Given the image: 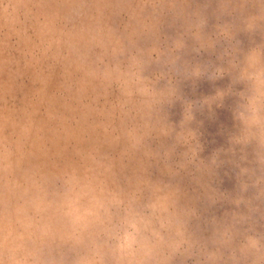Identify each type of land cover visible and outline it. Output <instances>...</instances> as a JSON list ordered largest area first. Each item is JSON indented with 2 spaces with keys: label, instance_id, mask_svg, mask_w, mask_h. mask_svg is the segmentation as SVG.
<instances>
[{
  "label": "rangeland",
  "instance_id": "obj_1",
  "mask_svg": "<svg viewBox=\"0 0 264 264\" xmlns=\"http://www.w3.org/2000/svg\"><path fill=\"white\" fill-rule=\"evenodd\" d=\"M161 52L180 69L176 92L147 117L101 73L124 54ZM254 68L264 0H0V141L11 152L0 190L29 178L50 188L98 161L104 188L165 185L190 212L164 264H264V170L234 119L239 75ZM168 72L153 59L143 74L161 88ZM130 133L147 137L141 149ZM48 247V264H75L74 236L60 231Z\"/></svg>",
  "mask_w": 264,
  "mask_h": 264
},
{
  "label": "clouds",
  "instance_id": "obj_2",
  "mask_svg": "<svg viewBox=\"0 0 264 264\" xmlns=\"http://www.w3.org/2000/svg\"><path fill=\"white\" fill-rule=\"evenodd\" d=\"M87 43L99 48L102 41L89 35ZM124 55L101 75L110 83L119 82L123 94L138 97L150 117L175 95L174 74L180 71L176 59L163 52L148 60L131 53L125 62ZM153 59L169 69L164 87L143 74ZM239 80L247 89L239 94L234 119L241 125L239 136L247 133L249 143L254 142L256 163L264 170V69L254 68ZM146 138L130 133L127 139L139 150ZM10 156L0 141V172L10 168ZM98 167L102 164L93 161L86 173L69 170L50 188L47 182L29 178L24 185L8 183L0 190V264H48V243L60 231L77 240L75 264H164L178 232L187 229L190 212L178 206V197L165 185L150 188L146 195L106 189L100 175L91 171ZM5 192L15 201L10 206Z\"/></svg>",
  "mask_w": 264,
  "mask_h": 264
}]
</instances>
